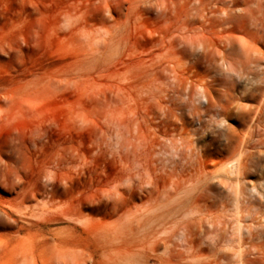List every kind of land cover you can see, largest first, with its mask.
Returning a JSON list of instances; mask_svg holds the SVG:
<instances>
[{
  "label": "rangeland",
  "instance_id": "374dc122",
  "mask_svg": "<svg viewBox=\"0 0 264 264\" xmlns=\"http://www.w3.org/2000/svg\"><path fill=\"white\" fill-rule=\"evenodd\" d=\"M103 1L0 0V264H126L133 251L159 264L164 244L124 233L127 218L198 184L258 118L264 60L254 78L246 54L264 48V0L236 9L258 44L237 39L235 71L178 37L177 9ZM247 181L253 213L264 172ZM259 217L244 220L257 240ZM177 231L169 248L185 251Z\"/></svg>",
  "mask_w": 264,
  "mask_h": 264
},
{
  "label": "bare ground",
  "instance_id": "6f19581e",
  "mask_svg": "<svg viewBox=\"0 0 264 264\" xmlns=\"http://www.w3.org/2000/svg\"><path fill=\"white\" fill-rule=\"evenodd\" d=\"M252 1L144 0V3L157 14L165 16L168 11L174 12L177 9L179 14L174 17V21L183 29L178 37L180 36L182 41H189L194 47L200 46L204 54H213L216 51L217 55L220 54L218 59L226 63L230 70L235 71L237 65L234 57L240 55L235 46L237 39L248 38L258 44L256 33L236 26V19L241 16L236 13V9L243 3L249 6ZM166 19L173 20L168 17ZM260 38L264 42V35L258 36V40ZM100 43L103 41L100 40ZM244 52H248V63L254 64L247 67L254 78H258L257 71L260 69V61L264 60V48L260 45L252 48L250 52ZM260 79L264 80L261 77ZM250 98H254L253 94ZM262 103L257 107L258 118L250 125L249 134L235 140L236 144L228 141V146L232 145L231 149L227 150L230 153L223 155L225 158L216 162V167L213 166L215 169L201 170L198 184L188 188L175 187L174 191L166 190L164 193L160 191L155 197L150 196L147 207L127 218L122 227L124 233L142 234L145 236L143 238L152 239L154 246L164 244L167 252L160 258L159 264H252L255 259L264 260V238L257 240V232H251L249 236L244 233V220L247 216H253L256 220L260 219L259 215L264 216V205L253 213L249 209L252 199L249 196L251 193L248 192L247 181L249 175L257 171L262 175L264 172L259 164L261 157H264V141H253L254 130L264 128V97ZM215 183H222L225 189L214 192L212 186ZM253 188L256 189V185H253ZM178 229H181L184 235L185 251L169 248L172 243L170 235L176 234ZM120 247L121 245L117 246ZM117 248L115 251L119 250ZM125 259L126 264H147L137 251L127 254ZM64 264L68 263L64 261Z\"/></svg>",
  "mask_w": 264,
  "mask_h": 264
}]
</instances>
